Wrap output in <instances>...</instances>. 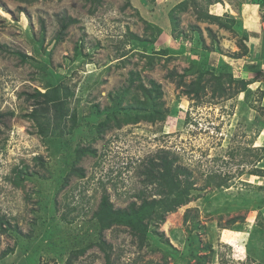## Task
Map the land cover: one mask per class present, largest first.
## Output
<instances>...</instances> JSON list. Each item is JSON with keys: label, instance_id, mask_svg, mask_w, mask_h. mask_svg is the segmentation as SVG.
Instances as JSON below:
<instances>
[{"label": "rangeland", "instance_id": "1", "mask_svg": "<svg viewBox=\"0 0 264 264\" xmlns=\"http://www.w3.org/2000/svg\"><path fill=\"white\" fill-rule=\"evenodd\" d=\"M199 38L215 72L247 79L245 90L177 87L204 54ZM0 44V264H264V0H0ZM52 79L75 93L72 133L69 119L61 135L31 117ZM152 81L165 119L125 123ZM161 149L190 170L191 201L147 221L141 245L124 224L100 231L103 196L128 210L162 196L143 174Z\"/></svg>", "mask_w": 264, "mask_h": 264}, {"label": "trees", "instance_id": "2", "mask_svg": "<svg viewBox=\"0 0 264 264\" xmlns=\"http://www.w3.org/2000/svg\"><path fill=\"white\" fill-rule=\"evenodd\" d=\"M204 15L208 19H210V21L216 22L221 26H226L230 29L235 28L233 25L229 24L228 21H224L223 17L221 16L210 15L207 13V11L205 13L199 12L200 18H202ZM75 21V19L70 18L69 22H63L62 27L65 29L70 25V23ZM209 31V33L211 34L212 31ZM214 35L215 34L211 36L212 42H216ZM195 44L197 45V48H200L204 51V54L199 61H192V65L189 67V69H187V71H185L183 75H180L179 79L176 81L177 87L186 86V91H184L186 95L192 96L193 98H199L201 93H205L208 86H211L210 89L212 90V94L214 96H225L233 84H236V86L240 87V91L246 89L247 85L249 84V81L247 79H244L242 77L236 78L233 72H215L213 67L208 62L206 52H210V50L208 48L209 46L205 44L204 38H199V40L195 41ZM2 49L7 50V47L0 44V50ZM247 53H245V55ZM21 55L24 59L28 58L27 55ZM241 56L237 54V57ZM195 68H197L201 72L199 73L198 77H196L190 83H186V74H188L189 71L194 72ZM176 74V71L172 70L170 72V76H172L171 78L173 79L174 75ZM206 74H209L210 76L206 77ZM45 82L46 91H36L35 96L41 97V100L38 101V106L32 111L31 117L39 124H41V122L43 121L48 124L52 123L54 129L53 133L58 127H62L63 131H61V135L66 134L67 131H65V129L67 128H64V121L66 119H69V121L71 122L69 133H72L79 122L77 111L74 110V112H71L69 107V100L71 96H74V91L69 89L67 86H63L61 82L59 83V79H52ZM225 82H227V84H225ZM151 83L152 86L149 88H147L144 84L140 85V88L146 98L144 101L139 102V110L137 112H135L133 115L127 113L128 115L124 116L125 123H129L132 121L138 122L140 119L148 120L150 122L165 119V114L161 109L163 103L160 101L163 94V91L161 90V84L155 81H152ZM128 91L129 88L126 90V92ZM121 100L123 102V99ZM122 102L118 101V103L116 104H120ZM198 102H201V100L199 99ZM148 107H151L152 109L150 111H147ZM97 112L100 113L98 108ZM108 121L109 120H105L99 124V126L101 127V133L103 132L102 130L105 127H111ZM116 125L120 126V122L118 120L116 122ZM40 132L41 134L46 133L43 128L40 129ZM81 152L84 151H80V153ZM156 156H158V159L160 161H156L158 159L151 158L149 160L148 167L145 171H143V174H145L146 182L153 183L157 181L159 183L160 190L158 191V193H161L162 196L159 199L155 197L151 200H148L144 197L142 203L138 207H136L135 202H133L129 210L124 208L114 209V206L110 202L109 197L103 196L97 211L93 215L100 224V231L109 229L114 225L124 224L130 228V231L138 238L141 245L147 239V221H154L155 219L163 221L166 213L175 211L178 207L191 201L188 199L191 198L192 191L195 187H193L194 183L191 181L189 182L188 180V176H190L191 174L190 170L186 166L182 167L179 165H175L178 157L171 150L161 149ZM72 172L75 173L74 168L72 169ZM76 172H78L80 176L84 175L82 169L76 170ZM260 172L263 173V171L261 170ZM218 178L219 181L217 182V184L218 186H222L224 179L221 176H218ZM212 179L213 177L209 178L210 181H213ZM16 183L18 184L21 182L20 180H18ZM237 218L238 217L234 218L232 221H236ZM241 220H243V217L241 218ZM4 223L5 222H1L2 230H5L3 229ZM103 244V242L97 241L89 243L87 246L99 245L103 248ZM86 248L87 247H83L82 249H80L79 253H84ZM7 253L8 251H4L3 255L5 256ZM106 254L109 258V253ZM198 261L200 264H206L205 259H199Z\"/></svg>", "mask_w": 264, "mask_h": 264}]
</instances>
